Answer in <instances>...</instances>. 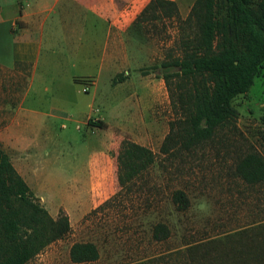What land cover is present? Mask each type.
<instances>
[{"label": "rangeland", "instance_id": "374dc122", "mask_svg": "<svg viewBox=\"0 0 264 264\" xmlns=\"http://www.w3.org/2000/svg\"><path fill=\"white\" fill-rule=\"evenodd\" d=\"M150 1L139 0L134 11ZM174 1L180 18L137 20L143 8L109 65L88 62L87 50L70 53L71 61L56 55L59 71L53 64L38 70L18 114L0 93L1 146L36 199L54 218L67 214L72 226L26 264H190L193 244L212 250L196 255L194 264H220L223 252L239 244L226 237L264 219V185L248 186L233 174L237 158L252 147L262 149L264 74L234 100L236 130L226 126L213 142L189 152H161L170 122L179 116L171 94L178 80L165 81L162 63L181 56L180 19L187 18L196 0ZM58 40L57 47L63 46ZM95 56L102 59L99 51ZM26 70L18 78L1 72L0 89L4 92L5 80H17L21 90ZM62 93L70 95L68 102ZM90 117L99 126L89 125ZM125 139L153 150L156 161L121 187L118 154ZM176 190L188 195L187 209L174 203ZM159 222L170 228L164 240L153 235ZM84 241L98 245L99 259L72 262L71 246Z\"/></svg>", "mask_w": 264, "mask_h": 264}, {"label": "trees", "instance_id": "16d2710c", "mask_svg": "<svg viewBox=\"0 0 264 264\" xmlns=\"http://www.w3.org/2000/svg\"><path fill=\"white\" fill-rule=\"evenodd\" d=\"M180 18L176 1L151 0L137 20L157 17ZM183 36L181 56L164 61L163 78L177 79L172 102L179 115L161 152L171 155L177 149L188 152L213 142L226 126L237 128L239 111L236 97L246 94L255 79L264 74V0H196L186 19H180ZM115 82V81H114ZM262 149L250 148L237 158L234 173L246 185H264V142ZM156 161L150 148L125 139L118 154V180L121 187L134 181ZM181 210L189 207L183 190L173 193ZM69 216L54 218L36 199L31 187L14 167L0 143V264H26L50 244L71 231ZM167 224L154 225L156 240L170 236ZM226 238L239 240L237 247L223 252L220 264H264V219ZM221 242L222 239L212 241ZM190 264L196 255H211L207 246H188ZM223 253H218L221 255ZM98 245L75 242L70 249L74 263L97 261Z\"/></svg>", "mask_w": 264, "mask_h": 264}, {"label": "crops", "instance_id": "0c3cea01", "mask_svg": "<svg viewBox=\"0 0 264 264\" xmlns=\"http://www.w3.org/2000/svg\"><path fill=\"white\" fill-rule=\"evenodd\" d=\"M138 1L0 0V74L3 72L9 78H18L25 74L24 70L28 72L21 90L17 80L16 83L5 80L6 90L0 89L1 95L4 93L5 96L0 97L1 101H9L12 104L9 107H16L18 114L34 89L38 70L50 69L53 64L59 71L56 55L63 59L66 55V60L71 61L70 53L82 54L87 50L88 62L109 65L116 54L114 49L119 47L121 39L128 34L130 25L145 6L134 11ZM58 39H62L64 47H57L62 45ZM98 51L102 59L96 58ZM96 84L97 80H94L93 85ZM44 89L49 91L47 85ZM62 94L64 101L68 102L70 95ZM88 124L99 126L93 117L88 118Z\"/></svg>", "mask_w": 264, "mask_h": 264}, {"label": "built area", "instance_id": "2783aa9c", "mask_svg": "<svg viewBox=\"0 0 264 264\" xmlns=\"http://www.w3.org/2000/svg\"><path fill=\"white\" fill-rule=\"evenodd\" d=\"M88 90V87L85 89V91H87Z\"/></svg>", "mask_w": 264, "mask_h": 264}]
</instances>
